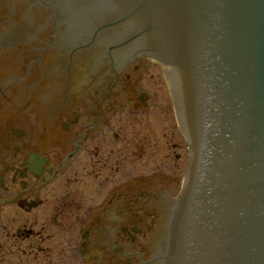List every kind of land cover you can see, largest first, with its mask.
I'll use <instances>...</instances> for the list:
<instances>
[{
  "label": "flooded vegetation",
  "instance_id": "obj_1",
  "mask_svg": "<svg viewBox=\"0 0 264 264\" xmlns=\"http://www.w3.org/2000/svg\"><path fill=\"white\" fill-rule=\"evenodd\" d=\"M60 17L0 0V264H162L181 144L140 124L147 65Z\"/></svg>",
  "mask_w": 264,
  "mask_h": 264
},
{
  "label": "water",
  "instance_id": "obj_2",
  "mask_svg": "<svg viewBox=\"0 0 264 264\" xmlns=\"http://www.w3.org/2000/svg\"><path fill=\"white\" fill-rule=\"evenodd\" d=\"M125 1L178 69L187 121L202 133L192 264H264V0ZM53 3L84 39L119 15L115 0ZM129 28L104 27L95 42L131 46Z\"/></svg>",
  "mask_w": 264,
  "mask_h": 264
},
{
  "label": "rangeland",
  "instance_id": "obj_3",
  "mask_svg": "<svg viewBox=\"0 0 264 264\" xmlns=\"http://www.w3.org/2000/svg\"><path fill=\"white\" fill-rule=\"evenodd\" d=\"M149 62L148 68H145L144 65H140L141 77L143 78V87L148 90V93L151 95L149 107H147L145 112L142 113L140 117V124H145L147 119L149 122L148 127L151 128L157 127L160 132V142L166 146V142H171L176 139L178 144H181V147L177 149L175 160L171 163V159L167 152L162 153L161 161H164V167L173 165L176 169V178L179 176V169L183 165L185 149L182 145L180 134L177 130L175 117H174V108L171 101V96L169 95L168 86L164 79L162 71L158 69L150 60L146 57L141 56L136 58L135 62L140 60ZM135 62H129L126 65V71L132 70ZM142 70V71H141ZM128 116V115H127ZM148 117V118H147ZM146 118V119H143ZM146 125L143 126V129L148 128ZM171 132H174V138L170 139ZM141 136V134H140ZM171 140V141H170ZM164 171L168 172L169 170L163 168ZM178 179V178H177Z\"/></svg>",
  "mask_w": 264,
  "mask_h": 264
}]
</instances>
